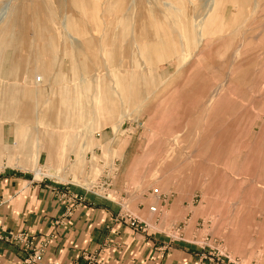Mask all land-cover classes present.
I'll use <instances>...</instances> for the list:
<instances>
[{"label":"rangeland","instance_id":"1","mask_svg":"<svg viewBox=\"0 0 264 264\" xmlns=\"http://www.w3.org/2000/svg\"><path fill=\"white\" fill-rule=\"evenodd\" d=\"M0 114L159 255L264 264V0H0Z\"/></svg>","mask_w":264,"mask_h":264},{"label":"crops","instance_id":"2","mask_svg":"<svg viewBox=\"0 0 264 264\" xmlns=\"http://www.w3.org/2000/svg\"><path fill=\"white\" fill-rule=\"evenodd\" d=\"M113 108L114 103L104 110L109 115ZM7 118V114H0V157L5 162L0 168V226L10 232L26 231L36 242L52 234L44 258L46 264H72L82 251L105 241L111 244L102 255L107 264H216L203 259L202 250L181 243L170 247L164 256L159 255L154 237H142L126 225L113 223L118 207L78 186L70 188L85 194V203L56 225L65 205L54 196L51 182L29 180L21 174L25 172L21 157L36 151L38 162H46L48 156L44 151L37 153L38 138L35 148L34 137L20 138ZM9 158H16L17 163L8 164ZM26 256L22 248L0 240V264H22Z\"/></svg>","mask_w":264,"mask_h":264},{"label":"built area","instance_id":"3","mask_svg":"<svg viewBox=\"0 0 264 264\" xmlns=\"http://www.w3.org/2000/svg\"><path fill=\"white\" fill-rule=\"evenodd\" d=\"M36 83L40 84L43 82L41 76H37L34 80ZM40 171V170H39ZM70 183L53 181L50 184V187L54 193V196L62 201L65 205L64 211L60 218L55 220V224L59 225L64 222L66 218H68L75 210L76 207L83 205L85 203V195H80L77 192L73 191L70 186ZM88 192L93 191L84 187ZM95 194H98L102 197H107L102 189L100 193L93 191ZM151 211H156L154 206L150 207ZM116 221L123 222L124 224L130 226L134 230H139L140 222H142L138 215L133 212L126 211L124 213H120ZM46 236L40 241L36 242V238L29 234L26 231H15L10 232L6 231L2 226H0V240L12 243L20 248H22L27 256L23 260L22 264H46L44 261L45 253L49 247V243L51 241V237ZM111 246L109 241H105L96 247L84 250L81 254L72 261V264H107L103 259V253ZM168 250V247L159 248V250ZM223 258L215 257L211 252H207L206 249H203L201 252V257L203 259H207L210 262H216L217 264H239L236 261H233L228 255H223ZM48 264V263H47Z\"/></svg>","mask_w":264,"mask_h":264},{"label":"bare ground","instance_id":"4","mask_svg":"<svg viewBox=\"0 0 264 264\" xmlns=\"http://www.w3.org/2000/svg\"><path fill=\"white\" fill-rule=\"evenodd\" d=\"M39 173V172H38Z\"/></svg>","mask_w":264,"mask_h":264}]
</instances>
